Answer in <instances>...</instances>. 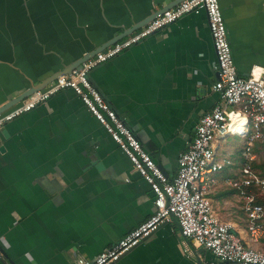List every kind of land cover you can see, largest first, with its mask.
Masks as SVG:
<instances>
[{"label": "crops", "instance_id": "obj_1", "mask_svg": "<svg viewBox=\"0 0 264 264\" xmlns=\"http://www.w3.org/2000/svg\"><path fill=\"white\" fill-rule=\"evenodd\" d=\"M177 1L0 0V109ZM219 4L237 73L245 77L253 65L264 67V0ZM215 59L200 10L101 63L88 78L171 178L199 119L220 102L212 89ZM0 141V264L92 259L154 210L149 183L71 88L6 123ZM226 176L218 173L209 191L215 211L244 242L264 250V229L251 237ZM183 247L177 224L167 222L111 264H232Z\"/></svg>", "mask_w": 264, "mask_h": 264}, {"label": "built area", "instance_id": "obj_2", "mask_svg": "<svg viewBox=\"0 0 264 264\" xmlns=\"http://www.w3.org/2000/svg\"><path fill=\"white\" fill-rule=\"evenodd\" d=\"M200 10L206 13L215 50L213 68L218 78L212 89L218 93L220 102L199 119L192 141L178 154L176 174L170 178L153 161L124 119L103 99L88 73L183 15ZM65 88H71L81 97L154 194V210L145 220L94 258L78 257L76 264H111L159 226L172 221L177 224L184 253L189 254L192 246L201 247L219 262L264 264V250L244 242L234 225L219 217L209 197L210 189L217 183L216 175L234 164L229 156L218 157L219 141L228 136L242 138L243 163L239 177L227 178L226 183L242 202L246 228L257 239L264 229V206L257 202L258 192L264 191V175L254 167L257 158L254 147L257 143L264 145V67L253 65L247 76L238 75L219 0L180 1L125 38L85 59L78 68L58 75L0 113V128ZM206 264H215V261Z\"/></svg>", "mask_w": 264, "mask_h": 264}, {"label": "rangeland", "instance_id": "obj_3", "mask_svg": "<svg viewBox=\"0 0 264 264\" xmlns=\"http://www.w3.org/2000/svg\"><path fill=\"white\" fill-rule=\"evenodd\" d=\"M241 142L243 143V139L237 136H228L221 140V148L218 151V157L229 156L234 162L231 168L223 170V173L227 175L226 177L228 179H238L239 177V169L243 163V158L240 154V149L243 147ZM255 154L257 155V158L254 162V167L264 175V145L257 143L255 146ZM262 193L264 194V192ZM262 195L260 198L258 197V199L264 204V195Z\"/></svg>", "mask_w": 264, "mask_h": 264}, {"label": "water", "instance_id": "obj_4", "mask_svg": "<svg viewBox=\"0 0 264 264\" xmlns=\"http://www.w3.org/2000/svg\"><path fill=\"white\" fill-rule=\"evenodd\" d=\"M182 0H179L177 2H180ZM167 10V9H166ZM165 11V10H163ZM162 11V12H163ZM161 12V13H162ZM153 20V19H152ZM145 25V24H144ZM142 27V26H141ZM140 27V28H141ZM118 41V38L113 40L111 43H114ZM104 49V47L100 48V49H96L95 53ZM93 53V55L95 54ZM87 59L86 57L81 59L80 61H77L76 63L72 64L71 67H69V69L67 71H61L60 73H57L56 75L48 78V79H45L43 81H41L40 83L36 84V85H32V87L30 89H28L27 91H25L24 93H22L21 95H18L16 96L15 98L11 99L10 101H8L1 109H0V113H2L3 111H5L6 109H8L10 106L12 105H15L16 103H18L19 101L23 100L24 98H26L29 94H31L32 92L36 91V90H39L41 88H43L47 83H49L50 81L54 80L57 78L58 75L60 74H65V73H69L71 72V70L75 69V68H78L81 63ZM5 149L4 145L1 144V141H0V151H3Z\"/></svg>", "mask_w": 264, "mask_h": 264}, {"label": "trees", "instance_id": "obj_5", "mask_svg": "<svg viewBox=\"0 0 264 264\" xmlns=\"http://www.w3.org/2000/svg\"><path fill=\"white\" fill-rule=\"evenodd\" d=\"M254 165H255V163H254ZM256 168V167H255ZM257 202H260L261 203V201L258 199V197H257Z\"/></svg>", "mask_w": 264, "mask_h": 264}]
</instances>
